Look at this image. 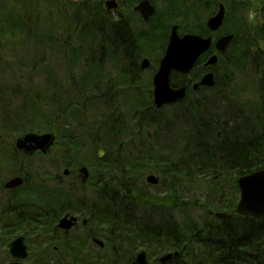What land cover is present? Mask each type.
Segmentation results:
<instances>
[{"label": "trees", "instance_id": "1", "mask_svg": "<svg viewBox=\"0 0 264 264\" xmlns=\"http://www.w3.org/2000/svg\"><path fill=\"white\" fill-rule=\"evenodd\" d=\"M53 1L60 6L54 14L50 9L47 13L40 5H33L32 0L20 8L15 7L12 13L0 14V47L3 46L4 50L8 46L12 53L21 40L26 39L32 42L34 48L42 50L38 54L40 58L44 56L42 52L45 46L50 49L55 46L54 52L62 60L65 56L63 52L67 50L69 56H65V62L79 70L75 91L89 95L82 104H73L67 107V111L62 110L63 115L59 112V102L55 101L53 105L59 110L54 108L52 112L57 111L68 118H96L85 116L87 102L96 104L98 99L102 106H110L111 97L118 104L115 108L117 115L110 113V116L125 119L111 122L107 132L109 137L106 138L108 144L101 152L100 146L97 149L93 147L84 161L76 162L89 169L87 184L94 186L97 201L86 205L84 199L78 202L74 200L94 212L91 221L98 219L100 235L106 237L107 247L112 246L109 248L113 250L114 257H130L137 248L167 250L172 247L179 250L178 264H264V214L258 218L234 216L216 219L208 213L209 210L233 209L238 199L237 176L264 166V27L254 29L251 37V33L246 37L236 34L227 63L224 59L220 60L219 65L224 69L222 75L227 76V83L230 84L229 94L216 78L212 88L200 92V98L170 105L173 112L164 118L178 121L184 118L188 125L184 126L180 135L184 145L179 159L169 155L166 157L164 153L160 157H164L161 161L166 164L161 168V165L158 166L160 161L157 156L160 153L157 150L153 154L146 150L136 152L134 160H131L133 154L128 150L131 139H136V145L140 146L144 140L142 137L146 141L151 137L157 141L159 137L157 131L148 135L143 132L156 124L155 118L158 117L155 114L159 109L152 104L151 81L150 78L141 77L137 57V53L152 46L153 36L147 34L140 40L132 39L128 58L123 54H112L111 43L100 40L98 44L93 39V27L78 21L77 5H72L70 19H65L62 0ZM4 7L3 1H0V13ZM179 9L182 7L177 10L184 13ZM29 11L38 15L40 26L37 30H31L27 24ZM13 15H17V19ZM173 20L178 19L174 17ZM172 22L163 21V24L169 28ZM179 30L194 32V29L189 30L187 25L180 22ZM63 34L68 39L64 43ZM94 44L100 46L99 55L94 54ZM85 45V51L81 50ZM4 59L0 50V71L3 64L7 65ZM108 65L111 72L116 69L119 74L111 79L113 81L106 79L102 82L101 70ZM234 74L242 76V84L236 83ZM176 75L178 73H172V83ZM102 84L107 90L97 98ZM41 91V88L37 89L36 93ZM20 92L18 90L19 95ZM42 97H45V101L49 99L48 96L32 98L25 95L24 102L30 107L36 106L38 110L37 105ZM120 103L126 106L125 112L121 111ZM14 119L19 125L24 124L20 116ZM171 120L165 122L164 131L172 134L177 127L169 124ZM34 121L36 124H31L34 125L31 129L18 130L17 127L12 128V132L51 131L59 136V140L63 138V129L58 127L56 118L51 121L34 118ZM72 138L73 142L78 141L74 136L69 137V141ZM73 145L83 149L81 145ZM0 154L1 161L5 160ZM156 161V165L150 164ZM155 169L171 183L165 187L163 177L160 178L162 182L155 187H164L162 193H151L143 179L146 172L151 173ZM201 178L204 179L202 187L195 185L196 181L201 182ZM183 179L192 180L188 184L203 192V201L185 198ZM231 192L232 196L229 195ZM70 196L63 199V211L74 203ZM188 205L202 211L201 218L192 223L175 220V214H184Z\"/></svg>", "mask_w": 264, "mask_h": 264}, {"label": "flooded vegetation", "instance_id": "2", "mask_svg": "<svg viewBox=\"0 0 264 264\" xmlns=\"http://www.w3.org/2000/svg\"><path fill=\"white\" fill-rule=\"evenodd\" d=\"M111 1V3H109ZM143 0H75L77 19L80 23H88L93 27V39L108 41L112 54L130 55V41L140 40L151 34L156 39L160 37L165 45L173 22L168 28L163 21H170L173 16L179 20H188L194 26V32L202 37H210L211 44L201 53L192 67L186 73H178L173 85H185L186 96L199 95L210 87L198 85L192 88L193 83L199 82L201 77L212 72L216 80L217 66L220 58L227 55L232 49L236 34L240 37L249 36L254 29L264 27L261 18L264 14V0L256 1L257 5H248L246 0H148L154 7L153 13L144 19L134 7ZM72 2V1H71ZM184 5L187 10L172 13L170 3ZM223 9L222 22L214 30L208 26V19ZM244 24V26H243ZM191 28H189L190 30ZM200 33H198V32ZM232 34L233 38L223 51L215 49V42L220 37ZM117 43V45H116ZM162 49L160 44L159 50ZM213 54L217 55V62L205 65V61ZM142 58H148L145 54ZM178 102V101H177ZM7 118H16L7 115ZM26 156L27 153H23ZM30 155V154H27ZM1 167V165H0ZM15 176H21L23 181L18 185H8ZM47 180L29 179L27 172H14L7 176L0 174V264H133V255L126 258L114 257L113 250L107 247L106 237L100 235L98 219L91 221L94 212L87 206L71 204L63 211V179ZM43 182V183H41ZM46 183V185L44 184ZM55 182V184H53ZM79 189H83L79 179ZM39 192L38 195L34 194ZM70 199H72L70 197ZM67 215L73 217L69 228L59 226L60 219ZM92 222V224H91ZM98 241H102V245ZM145 264H171L177 255L162 260L163 254L155 252L153 257L145 250Z\"/></svg>", "mask_w": 264, "mask_h": 264}, {"label": "rangeland", "instance_id": "3", "mask_svg": "<svg viewBox=\"0 0 264 264\" xmlns=\"http://www.w3.org/2000/svg\"><path fill=\"white\" fill-rule=\"evenodd\" d=\"M0 1H3L5 5L0 13L1 16L6 12L9 13L13 11L15 7L20 8L24 6L23 4H28V0H15V2L9 0ZM32 1L33 5H40V7H42V9L44 8L47 13L50 9L54 14L55 11L59 10L60 8V6H57V2H54L53 0ZM74 1L75 0H62L64 6L63 18L70 19L72 9L76 5V2ZM246 3H248V5L258 4L256 1L252 0H246ZM174 4H176V2L170 3L172 13L177 14V12H175V9H178L180 7H182V9L179 10H182L184 12L185 10H187V8H185L181 3L178 6ZM16 16L17 15H13L14 18H16ZM27 16L29 20L27 21L28 26L31 28V30H37L38 26H40V24H38L39 19L37 13L34 11H29V14ZM173 18L174 16L170 18V21L174 22ZM175 22H180L181 25H187L188 28L194 27L191 26L192 24L188 23V20L178 19ZM41 38L42 37H40V39ZM66 39L67 36L63 34V43L64 41H66ZM152 39V46L145 50L148 55L150 64L147 68L140 70L141 77L145 79L151 78V75L154 73L157 67L156 62L161 55L159 50L160 44H162V41L160 40L161 38L158 37V39H156L154 36ZM71 45H73V43H71ZM73 46H75V44ZM86 47L87 45H85L81 50L85 51ZM55 48V46H51V49L45 46L42 52L44 53V56L40 58V55L38 54L41 53L42 50L34 48L32 42H29L26 39L21 40V44L12 53L10 52V48L8 46L4 48L5 51L3 50V46L0 47L1 57L5 58L4 60L7 61V65L3 64V66H1L2 70L0 71V89L2 92V97H0V153H2V157L5 158V160L1 161L0 156V174L1 176H7L8 174L14 172H27L29 175V179L47 180V184H51V181H49L51 179H63V196L69 198V194L71 195L70 197L74 202L72 205L73 207H77L78 203H75V201L78 202L82 198L85 200L86 205H91L87 203L97 201L94 186L85 183L83 189L78 188L80 176H78L77 169L81 165L77 164L76 162L84 161L86 154L91 152L93 147L97 149V147L100 146L99 152H101L104 146L108 144V139L106 138L109 137V134H107V132L110 128L111 122H113L115 119L119 120L125 118H111L113 115H117L115 111L117 109L116 105L118 104H116L115 100H113L110 96L109 102L112 104L110 106L107 104L106 106H102V103H98V99L96 100V104L87 102L88 105L86 108L85 116H96V118H68L67 116H61L57 111L52 112V109L55 108L56 110H59V107V112H62V110L67 111L66 109L68 106L70 107L73 104H82V102H85L84 100L89 95L87 93L82 94L83 91H75L74 85L77 84V81L79 80V70L77 68L69 67L68 63L65 62V56H69L67 50L66 52H63V55L65 56L62 60L61 57L59 55H56V53L54 52ZM63 48L65 47L63 46ZM94 49L96 50L94 54L99 55L100 46L94 44ZM41 62H43V65H41ZM109 66L110 65L105 66L103 67V70H101L103 72L102 82L106 79H114L119 74L117 73L116 69L111 72ZM223 72L224 71L222 70H217L216 78L218 79L219 84L227 90L226 94H229L228 92L230 89V84L227 83V76L222 75ZM119 77H121V75ZM231 77L233 78V74L231 75ZM234 79L236 80V83H243V78L240 74H234ZM29 84L32 85V88H29ZM104 86L105 84H102L100 86L101 88L96 94L97 98L102 97L104 92L107 90L104 88ZM16 87L18 88V90L21 89V95H18V90ZM27 88H29L30 92H34V94L32 93L33 95L37 96L38 94H41V96H48L49 99L45 101V97H42L40 99L42 103L37 105L38 110L36 109V106L32 105V107H30L26 103L22 102V98L27 95V92H25L27 91ZM40 88L42 89L41 93H35L37 92V89ZM209 95L210 92L208 96ZM200 97L201 95L199 94L190 96L189 98L195 99ZM55 101L59 102V107L53 105V102ZM120 107L121 111L125 112L126 106L124 105V103H120ZM171 112H173V108H171L170 105L164 106L163 109H159V112L155 114L158 117L155 118L157 120L156 124L152 128L148 127L143 131L146 135L150 134V132L157 131V134L159 135L157 141L154 140L153 137H151L150 140L147 141L145 137H142L144 140L139 146L136 145V139H131L132 141H130L128 144V150L130 154H133V156H131V160L135 159L134 155L136 154V152H141L143 150L150 151L151 154L155 153V151L158 150L160 153V155L157 156V159L160 161L158 166L161 165V168L165 166L164 164H166L165 161H161L164 160L161 159L164 157H160L162 154L165 153L166 157L169 155L173 157V159H179V154L181 153L184 145V143H181L180 135L181 133H183L182 129L184 128V126H187L188 123H185L186 120L184 118H181L179 121L171 120V118H164ZM110 113L112 114V116H110ZM10 114L20 116L24 121V124L19 125V122H15L16 119L7 118V115ZM61 114L63 115V112ZM34 118H42L43 120L48 121L55 120L56 118L58 121V127L60 129H63V138L59 140V136H56L57 138L55 144L50 149H48L46 154H43L40 151H34L31 155L26 154V156H24L23 153H20V151H17L14 147L15 138L21 133H18L17 131L12 132V128L13 130L17 127L18 130L31 129L34 126L31 124H36ZM169 120H171L172 124L169 123L171 126L174 124L177 127V129L172 134L169 131L167 133L164 131L165 122ZM8 122L15 124L10 125L7 124ZM125 134L128 135V133ZM71 136L76 137L78 141L73 142V138L71 139V141H69L68 138ZM90 137L92 139H90ZM72 142L77 146L81 145L83 149H77L76 147H74ZM66 148H68V150H65ZM136 161L137 159L134 161V163ZM156 163L157 161L151 162L150 164L156 165ZM66 169L69 171L67 175L64 174V170ZM156 170L157 169H155L151 173L146 172L143 175L144 181L145 176H147L148 174L155 175L159 179V182L161 177H163V179L165 178V176L159 174V171L157 172ZM190 181L192 180L183 179V195L185 196V198H196V201L197 199L203 201V192L189 185L188 183ZM199 181L201 182L196 181L195 185H200L202 187L201 183L204 182V179L201 178V180L199 179ZM46 183L44 182L45 185ZM53 184H55V182H53ZM170 184L171 183L169 179L168 181L164 179L163 185L165 187H168ZM156 185L158 184H148V190L151 193H162L164 187L156 188ZM38 193L39 192H35L34 194L38 195ZM229 195L232 196L233 192H231V194ZM234 195H236V193H234ZM238 196L239 192L237 193V197ZM212 211L217 210H209L208 213L210 215H213L214 213ZM176 212L177 211H175V213ZM184 214H182L181 216L179 214H175V220H185L192 223L201 218L202 211L189 206V208L184 211ZM168 248L169 249L167 250L158 248L152 250H147L145 248L143 249L147 250L151 257L155 255V252H159V255H161L178 250L177 248ZM139 249L140 248H137L135 252Z\"/></svg>", "mask_w": 264, "mask_h": 264}, {"label": "water", "instance_id": "4", "mask_svg": "<svg viewBox=\"0 0 264 264\" xmlns=\"http://www.w3.org/2000/svg\"><path fill=\"white\" fill-rule=\"evenodd\" d=\"M111 3V1H109ZM144 19H147L154 11L153 6L148 0L139 2L135 7ZM223 9H221L211 18L208 19V26L211 30L216 29L222 22ZM264 23V15H263ZM232 39V34H227L215 42V48L222 52ZM211 38H206L197 34L179 35L177 26L173 25L169 34L168 42L162 57L159 59L158 68L152 76V102L156 108L173 103L183 99L186 94V86L174 87L170 84V75L172 71L187 73L195 64L198 56L206 51L210 46ZM217 56H210L205 65H212L216 62ZM149 62L144 58L141 62V69H145ZM198 85L213 86V73H205L199 82L193 83L192 88ZM54 144V134L50 132L34 133L27 132L15 140V146L27 153L40 150L45 153ZM67 174V170L64 171ZM81 182L84 183L88 177L86 167L79 168ZM146 182L157 184L158 179L155 175H147ZM22 178L15 176L8 185L21 184ZM239 189V199L236 206V213L241 216L258 217L264 213V169L255 171L249 175L241 176L237 179ZM217 214V213H216ZM73 217L63 216L59 221V226L69 228L72 225ZM102 245V241H98ZM176 254V253H175ZM172 253L165 254L161 259L165 260L171 257ZM146 254L144 251L138 252L133 257V264H145Z\"/></svg>", "mask_w": 264, "mask_h": 264}, {"label": "bare ground", "instance_id": "5", "mask_svg": "<svg viewBox=\"0 0 264 264\" xmlns=\"http://www.w3.org/2000/svg\"><path fill=\"white\" fill-rule=\"evenodd\" d=\"M255 32V31H254ZM254 32H251V35H250V37L252 36V35H254ZM249 37V38H250ZM232 38H233V35H232ZM231 41H232V39H231ZM231 41L229 42V44L228 45H230V43H231ZM227 45V46H228ZM226 46V47H227ZM216 49V48H215ZM226 49V48H225ZM217 50V49H216ZM218 51V50H217ZM225 51V50H224ZM219 53H223V51L222 52H220V51H218ZM232 53V50H230V51H228L227 52V55L226 56H223V57H221L220 58V60L221 59H224V61L227 63V56L228 55H230ZM145 54H147L146 53V51L145 50H142V51H140L139 53H137V57H138V62H139V69L141 70V67H140V65H141V62H142V60L144 59V58H142V57H144V55ZM213 55H216V54H213ZM212 56V55H211ZM217 56V55H216ZM220 62V61H219ZM127 64L128 65H130V62L128 63V61H127ZM217 70H224L223 69V67L222 66H217ZM203 91V90H202ZM193 99H191V98H188V99H186V102H191ZM157 152H159L158 150H157ZM261 169H264V166H261V167H257V168H254V169H251L249 172H246V173H244V174H241V175H239V176H237V178H236V183H237V179L239 178V177H241V176H245V175H249V174H251V173H253V172H255V171H258V170H261ZM145 178H146V176H145ZM145 181H146V179H145ZM237 188H238V185H237ZM236 206H237V203L235 204V206H234V208L233 209H231V210H228V209H221V210H219V211H216V215L214 216L216 219H226V218H229V217H234V216H240L239 214H237L236 213V211H235V209H236ZM189 208V205L187 206V208L185 209V211L187 210ZM264 214V213H263ZM262 214V215H263ZM262 215H260V216H258V217H261ZM251 217H254V218H258V217H255V216H251ZM178 257L176 256L175 258H174V260L172 261V263L171 264H178Z\"/></svg>", "mask_w": 264, "mask_h": 264}]
</instances>
